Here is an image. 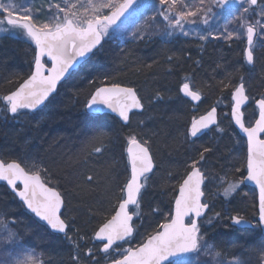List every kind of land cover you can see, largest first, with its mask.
<instances>
[{
  "label": "snow or ice",
  "instance_id": "snow-or-ice-1",
  "mask_svg": "<svg viewBox=\"0 0 264 264\" xmlns=\"http://www.w3.org/2000/svg\"><path fill=\"white\" fill-rule=\"evenodd\" d=\"M229 3L235 7L223 32L213 34L199 28L209 25L218 15L214 8ZM137 7L138 0H0V38L21 40L31 54L27 72L7 78L12 87L0 94V122L20 123L30 113L54 102L81 67L103 51L105 38L119 29L118 22L135 13ZM150 7L154 14L133 33L135 39H151L154 34L166 39L190 37L196 31V38L203 42L240 41L244 44V64L254 71L257 50L264 49V0H154ZM228 24L235 27L229 28ZM167 59L173 61L174 57L169 55ZM196 63L199 65V61ZM90 83L96 86L85 96L83 107L92 113H112L120 131L127 129V163L125 180L115 188L110 163H106L103 174L85 173L78 188L84 192L103 182L105 191L117 203L90 234L82 232L63 194L51 186L53 178L48 168L30 153L0 152V182L31 214L32 223L24 226L25 233L30 232L31 237H39L46 244L37 249L32 239L23 240L16 218L0 211V247L7 257L0 259V264H55L45 255L51 256L66 243L71 246L73 264H224L222 252L210 242L205 225H214L225 216L233 226L253 230L237 264H264V92L252 96L243 74L236 84L230 79L219 82L221 92L231 89L230 101L225 105L230 111L218 114L216 105L223 103L218 100L209 111L192 118L184 141L194 150L184 162L183 175L170 186L174 195L165 215L149 199L160 167L152 150V138L142 136V129L138 131L144 124L143 98L133 87L106 74L99 83ZM79 95L74 93L77 100ZM203 96L194 78L185 76L177 86L176 96L169 95L168 99L199 103ZM163 100L165 96L157 92L149 102ZM229 129L238 130L236 156L230 154L217 170L209 161L218 149L195 145L205 135L224 136ZM111 140L97 129L88 141V155L105 153ZM248 184L258 189L255 224L239 211L223 216L215 211L213 199L223 197L234 202L236 197L246 195L242 186ZM146 216H162L163 220L141 233ZM138 238L141 242L133 246Z\"/></svg>",
  "mask_w": 264,
  "mask_h": 264
},
{
  "label": "trees",
  "instance_id": "trees-1",
  "mask_svg": "<svg viewBox=\"0 0 264 264\" xmlns=\"http://www.w3.org/2000/svg\"><path fill=\"white\" fill-rule=\"evenodd\" d=\"M223 13L227 14L220 21L221 27L231 18V10ZM153 14L149 6L138 18L121 24L116 30L117 34L105 42L103 51L87 62L56 100L42 111L29 114L17 124L0 122V152L18 155L30 153L48 168L53 178L51 186L63 194L66 205L76 216L82 232L90 234L117 203L116 199L105 191L103 182L81 192L78 185L83 183L84 174H103L106 163H110L113 169L112 187L115 188L125 180L127 163V154L124 151L127 129L120 131L114 117L92 116L83 107L85 96L96 86L90 81L99 83V79L106 74L123 85L133 87L143 98L145 114L141 118L144 119V124L138 131L142 129V136L152 138V150L160 167L153 180V193L149 199L153 205L158 204L165 215L174 195L170 186L177 184L179 177L184 173V162L194 150L184 141V133L192 118L209 111L218 100L223 101L222 105L217 107L221 115L230 111L225 105L230 101L231 89L221 92L219 82H227L230 79L232 84H236L243 74L252 96L258 97L264 92V55H261L264 49L257 50L254 71H249L243 61L244 44L240 41L229 42L221 39L215 43L211 41L201 48L193 40H168L160 34L152 35L151 39H135L133 33ZM228 27L233 28L235 25L228 24ZM160 30L163 31L162 26ZM27 47L21 40H0V94L12 87L7 84V78L15 73L27 72L28 61L31 59ZM169 55L174 57L173 61L167 59ZM218 64L220 67H217ZM236 69L240 71L237 72ZM185 76L193 77L196 87L203 89L204 102L198 109L189 101L177 103L175 99H168L169 95L176 96L177 86ZM76 92L80 93L78 100L74 96ZM157 92L162 93L165 100L150 103V99ZM248 114H251V109ZM133 126H136L135 123ZM224 126L227 127L226 120ZM97 129L111 136L112 140L105 153L89 156L91 146L88 141ZM237 139V132L229 129L224 136L207 135L199 139L195 147L209 145L217 148L218 151L209 164L219 170L226 157L230 154L236 156ZM231 163L236 161L232 160ZM169 172L173 175L169 176ZM242 187L246 195L236 197L234 202L224 200L223 197L214 200L215 211L221 212L222 216L225 213L235 215L239 211L255 224L258 219L257 193L253 189ZM254 204L256 207H253ZM0 211L16 218L19 222L17 230L23 240L32 239L37 249L46 247L39 237L33 238L30 232L25 233L24 226L32 223L31 215L20 207V202L1 184ZM162 220V216H146L141 233L145 229L150 230V225ZM205 227L208 229L210 242L219 246L224 264L229 261L237 264V260L241 258L240 254L244 251L245 242L250 239L253 230L233 228L226 216L214 225ZM255 231L258 232L259 229ZM140 242L138 238L133 242V246ZM6 258L3 247H0V259ZM44 258L54 260L55 264H73L71 246L67 243L56 253L45 255Z\"/></svg>",
  "mask_w": 264,
  "mask_h": 264
},
{
  "label": "rangeland",
  "instance_id": "rangeland-1",
  "mask_svg": "<svg viewBox=\"0 0 264 264\" xmlns=\"http://www.w3.org/2000/svg\"><path fill=\"white\" fill-rule=\"evenodd\" d=\"M153 2H154V0H140V3H139V5H138V7L136 9V12L134 13L132 18H134V17L138 18L149 6L152 5ZM213 11L215 13H218V15H216L213 19L210 20V24L209 25H199V28L205 29L206 31L210 30L213 34H215L217 32H223L224 31V27L220 26V21H221L222 18L225 17V15L227 13H223L224 9L222 7L214 8ZM193 27H195V26H193ZM116 34H117V32L115 31L112 35L106 37V39L108 40V39H110L111 37H113ZM198 34H199L198 32L194 31L193 34L190 37L175 36V37H172V38H170L168 40H176V39L193 40L199 45H205V44H207V43H209L211 41H214V43L216 42V40H211V39H209V41H207V42L200 41V40H198L196 38L198 36ZM3 39H6V38H0V40H3ZM221 105L222 104H218L216 106L219 107ZM212 192L213 193L215 192L214 188L212 189ZM216 199H213L212 203H214V200H216Z\"/></svg>",
  "mask_w": 264,
  "mask_h": 264
},
{
  "label": "water",
  "instance_id": "water-1",
  "mask_svg": "<svg viewBox=\"0 0 264 264\" xmlns=\"http://www.w3.org/2000/svg\"><path fill=\"white\" fill-rule=\"evenodd\" d=\"M138 4H139V0H138ZM235 6L233 5V4H231V3H229L228 5H226V6H223V8L225 9V10H229V9H233ZM131 11V10H130ZM127 15V14H126ZM131 16V15H130ZM130 16H128V18L130 17ZM127 18V19H128ZM127 19H125V18H122V20H121V22H118L119 24H121L122 22H124L125 20H127ZM105 41V40H104ZM103 44H104V42H103ZM90 60V59H89ZM88 60V61H89ZM249 67V66H248ZM254 68H255V66H254ZM189 102H191V101H189ZM203 102V99L199 102V103H193V102H191L195 107H198L201 103ZM247 107V106H246ZM45 107H43V109H44ZM42 109V110H43ZM41 110H38L36 113H38V112H40ZM86 112L89 114V115H92V116H103V115H107V116H111V117H114V114H112V113H109V112H107V111H105V112H100V113H92V112H89L88 110H86ZM217 112H218V110H217ZM36 113H31V114H36ZM218 114H219V112H218ZM237 132H238V130H237ZM204 137V136H203ZM0 184H3V182H0ZM4 185V184H3ZM246 187L247 188H251V189H254L256 192H257V196H258V189H256V187H255V185H252V184H248V185H246ZM231 225H232V223H231ZM232 227L233 228H238V229H242V230H251V229H248L247 228V226H242V227H240V226H233L232 225Z\"/></svg>",
  "mask_w": 264,
  "mask_h": 264
}]
</instances>
